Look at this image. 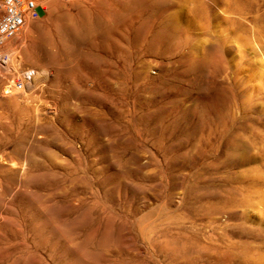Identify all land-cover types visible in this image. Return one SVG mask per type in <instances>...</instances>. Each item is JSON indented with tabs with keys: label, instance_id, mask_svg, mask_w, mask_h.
Segmentation results:
<instances>
[{
	"label": "rangeland",
	"instance_id": "374dc122",
	"mask_svg": "<svg viewBox=\"0 0 264 264\" xmlns=\"http://www.w3.org/2000/svg\"><path fill=\"white\" fill-rule=\"evenodd\" d=\"M35 1L1 48L0 264H264V0Z\"/></svg>",
	"mask_w": 264,
	"mask_h": 264
},
{
	"label": "built area",
	"instance_id": "2783aa9c",
	"mask_svg": "<svg viewBox=\"0 0 264 264\" xmlns=\"http://www.w3.org/2000/svg\"><path fill=\"white\" fill-rule=\"evenodd\" d=\"M38 8L35 0H0V62H7L9 56L2 52V46L24 27L28 18L38 15ZM32 75L33 72H23L17 87L24 88L25 81Z\"/></svg>",
	"mask_w": 264,
	"mask_h": 264
},
{
	"label": "bare ground",
	"instance_id": "6f19581e",
	"mask_svg": "<svg viewBox=\"0 0 264 264\" xmlns=\"http://www.w3.org/2000/svg\"><path fill=\"white\" fill-rule=\"evenodd\" d=\"M20 58H21V57H20ZM20 58H19V59H20ZM19 59L17 58L16 55H14L13 58H12V62H13V64H14V65H18V64H19V63H18Z\"/></svg>",
	"mask_w": 264,
	"mask_h": 264
}]
</instances>
